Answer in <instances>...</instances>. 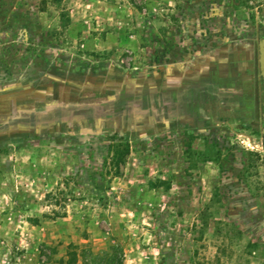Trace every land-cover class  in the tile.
Wrapping results in <instances>:
<instances>
[{"label":"rangeland","instance_id":"374dc122","mask_svg":"<svg viewBox=\"0 0 264 264\" xmlns=\"http://www.w3.org/2000/svg\"><path fill=\"white\" fill-rule=\"evenodd\" d=\"M262 38L264 0H0V264H264Z\"/></svg>","mask_w":264,"mask_h":264},{"label":"crops","instance_id":"0c3cea01","mask_svg":"<svg viewBox=\"0 0 264 264\" xmlns=\"http://www.w3.org/2000/svg\"><path fill=\"white\" fill-rule=\"evenodd\" d=\"M173 56V52H166V59L161 63H156L155 65H162V79L158 81L156 84L157 87H161L163 89V95L165 100L176 102L182 101L181 98L184 94L188 93V89L184 90L185 88V77L184 71L186 70L179 61H174L169 59ZM156 69V68H155ZM156 72V71H155ZM153 71L152 75H155ZM158 75V74H157ZM153 79L154 78L153 76ZM175 93V94H174ZM174 94V96H172Z\"/></svg>","mask_w":264,"mask_h":264},{"label":"water","instance_id":"95a60500","mask_svg":"<svg viewBox=\"0 0 264 264\" xmlns=\"http://www.w3.org/2000/svg\"><path fill=\"white\" fill-rule=\"evenodd\" d=\"M260 57H259V63H260V75L262 77V85L264 87V39L263 41L260 43Z\"/></svg>","mask_w":264,"mask_h":264},{"label":"flooded vegetation","instance_id":"af4514ba","mask_svg":"<svg viewBox=\"0 0 264 264\" xmlns=\"http://www.w3.org/2000/svg\"><path fill=\"white\" fill-rule=\"evenodd\" d=\"M264 38L261 39L260 43L263 41ZM259 57H260V51H259ZM259 66H260V63H259ZM262 79V77H261ZM263 81V80H262ZM261 123H262V128L264 129V87L263 85L261 84Z\"/></svg>","mask_w":264,"mask_h":264}]
</instances>
